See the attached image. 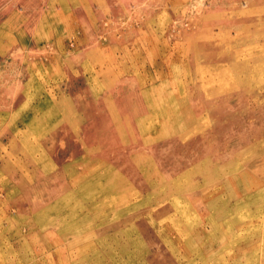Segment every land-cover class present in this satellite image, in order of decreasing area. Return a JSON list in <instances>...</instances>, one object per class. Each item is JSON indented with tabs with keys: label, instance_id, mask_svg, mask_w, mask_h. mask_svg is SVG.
Instances as JSON below:
<instances>
[{
	"label": "rangeland",
	"instance_id": "374dc122",
	"mask_svg": "<svg viewBox=\"0 0 264 264\" xmlns=\"http://www.w3.org/2000/svg\"><path fill=\"white\" fill-rule=\"evenodd\" d=\"M0 264H264V0H0Z\"/></svg>",
	"mask_w": 264,
	"mask_h": 264
}]
</instances>
